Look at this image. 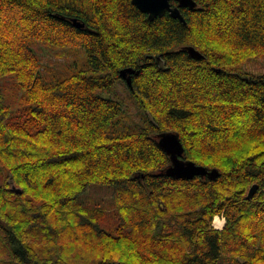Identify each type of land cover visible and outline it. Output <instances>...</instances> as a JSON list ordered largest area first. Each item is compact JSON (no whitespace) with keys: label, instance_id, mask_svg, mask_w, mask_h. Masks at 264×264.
Wrapping results in <instances>:
<instances>
[{"label":"trees","instance_id":"1","mask_svg":"<svg viewBox=\"0 0 264 264\" xmlns=\"http://www.w3.org/2000/svg\"><path fill=\"white\" fill-rule=\"evenodd\" d=\"M195 1L0 0V264H264V0ZM167 131L220 176L167 175Z\"/></svg>","mask_w":264,"mask_h":264},{"label":"water","instance_id":"2","mask_svg":"<svg viewBox=\"0 0 264 264\" xmlns=\"http://www.w3.org/2000/svg\"><path fill=\"white\" fill-rule=\"evenodd\" d=\"M133 4L143 13L148 15L149 20L153 21L157 17H162L166 12H169L172 17L178 18L179 20L186 23L185 17L181 11V8H195L197 2L195 0H176L178 6H172V0H132ZM74 23L78 27H83V21L79 19H74ZM189 54L194 58H204V55L196 49L194 46H185ZM136 73L133 68L121 69L120 74L124 76L126 74ZM131 79H128V83ZM159 145L160 147L170 156L171 165L166 168L165 173L173 178H185L193 179L196 176H209L215 179L220 176V171L217 168L209 169L206 166L199 165L193 160H187L183 158L185 151L184 144L180 139V135L177 132L167 131L162 132L159 135ZM12 189L17 193H21L22 189L17 187L12 182ZM259 189L258 184H253L246 198L248 200L252 199Z\"/></svg>","mask_w":264,"mask_h":264},{"label":"rangeland","instance_id":"3","mask_svg":"<svg viewBox=\"0 0 264 264\" xmlns=\"http://www.w3.org/2000/svg\"><path fill=\"white\" fill-rule=\"evenodd\" d=\"M38 49H39V52L42 54L41 57H42L43 61H46L48 64H54L55 63L56 66H61V65H63V63L68 64V60L66 58L62 59L63 62L59 61V60H54V55L58 54V50L50 49L48 47H44L41 45L38 47ZM67 53H68V51H67ZM70 54L75 56L74 57L75 61L80 60V58L78 57V55L75 53L74 50H70ZM73 59L69 58L70 61H72ZM243 67H244L245 71H248L250 73H255V74L264 73V56L257 57L254 59H248L244 63ZM2 83L5 84V87H6L5 92L7 93V95L11 94V92L14 91V89L10 90V88H9L10 84L4 82V78L2 79ZM4 180H5L4 174L2 173V175L0 174V183H3ZM110 193H111L110 188L97 186V188H89L86 192L82 193L80 195L79 199L85 205L92 206V205L104 203L108 199ZM111 217H113V216H111ZM217 218L223 220V225L221 227H219L218 225L215 224V220ZM224 220H225V222H224ZM115 223H116V219L113 217L112 219L109 218V220L106 221V223L104 225H106L108 227H113V226H115ZM224 223H226V218L224 215H216L215 216L214 225L218 229H222L225 226Z\"/></svg>","mask_w":264,"mask_h":264},{"label":"flooded vegetation","instance_id":"4","mask_svg":"<svg viewBox=\"0 0 264 264\" xmlns=\"http://www.w3.org/2000/svg\"><path fill=\"white\" fill-rule=\"evenodd\" d=\"M172 2V6H178V2H176L175 0H172L171 1ZM181 11H182V13H183V8H181ZM167 13H169V12H166L165 14H167ZM164 14V15H165ZM170 14V13H169ZM171 15V14H170ZM163 17V16H162ZM158 18V17H157ZM178 19V18H177ZM127 68H133V67H127ZM124 69V68H123ZM134 69V68H133ZM135 71H136V69H135ZM135 74V73H134ZM134 74H130V73H128V74H126L125 75V77L124 76H121L122 77V79L124 80V82L128 85V86H130L131 88H132V81H133V75ZM131 79V82H129L128 83V79Z\"/></svg>","mask_w":264,"mask_h":264},{"label":"built area","instance_id":"5","mask_svg":"<svg viewBox=\"0 0 264 264\" xmlns=\"http://www.w3.org/2000/svg\"><path fill=\"white\" fill-rule=\"evenodd\" d=\"M213 226H214L216 229H218V228L214 225V221H213Z\"/></svg>","mask_w":264,"mask_h":264},{"label":"bare ground","instance_id":"6","mask_svg":"<svg viewBox=\"0 0 264 264\" xmlns=\"http://www.w3.org/2000/svg\"><path fill=\"white\" fill-rule=\"evenodd\" d=\"M171 82V81H170ZM80 190V189H79ZM224 222H225V220H224ZM225 224V223H224Z\"/></svg>","mask_w":264,"mask_h":264}]
</instances>
